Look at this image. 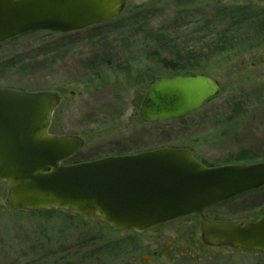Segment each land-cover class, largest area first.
<instances>
[{
  "label": "rangeland",
  "instance_id": "obj_1",
  "mask_svg": "<svg viewBox=\"0 0 264 264\" xmlns=\"http://www.w3.org/2000/svg\"><path fill=\"white\" fill-rule=\"evenodd\" d=\"M121 15L106 26L0 43V88L60 97L52 134L85 143L67 163L170 148L214 167L264 162V0H127ZM243 46L251 49L237 54ZM162 59L216 80L220 94L186 117L141 122L151 84L188 75L170 72ZM147 69L151 82H130ZM263 214L264 188L209 212L221 221ZM0 264H264V254L204 246L193 216L132 234L93 216L17 211L0 184Z\"/></svg>",
  "mask_w": 264,
  "mask_h": 264
},
{
  "label": "water",
  "instance_id": "obj_2",
  "mask_svg": "<svg viewBox=\"0 0 264 264\" xmlns=\"http://www.w3.org/2000/svg\"><path fill=\"white\" fill-rule=\"evenodd\" d=\"M127 0H0V43L32 32L69 34L116 19ZM258 62L264 63V52ZM221 90L202 74L162 78L139 108L145 124L186 117ZM57 93L0 89V184L23 212L94 216L117 232L143 234L197 216L209 248L264 254V215L214 221L212 206L264 186V162L207 168L183 149H157L66 165L84 147L77 136L50 133Z\"/></svg>",
  "mask_w": 264,
  "mask_h": 264
},
{
  "label": "trees",
  "instance_id": "obj_3",
  "mask_svg": "<svg viewBox=\"0 0 264 264\" xmlns=\"http://www.w3.org/2000/svg\"><path fill=\"white\" fill-rule=\"evenodd\" d=\"M123 16L121 15L118 18H116L115 20H112V21L107 22L105 24H102L100 26H106V25H108L110 23L112 24V23H115L117 21H120ZM141 16H143V15H134V18L141 17ZM93 28H96V27H93ZM237 42H238V38L231 36V45H234ZM250 49H251V47H244L243 46V48H241V49H236V53L238 52L237 54H243V52H245V50L249 51ZM188 60L189 59H187L186 61H188ZM160 64H162V66L168 68L169 71L173 72V73H181V72H184V73H187V74L190 73V69L188 67L182 66V65L179 67V64L177 62H176V64H178V66H176V64H173V63H167L164 59H162ZM144 72H145L144 74H139V76L132 78L130 82H133L134 85H144L146 83L151 82L153 77H150V76L148 77L147 76V74L151 73V69H147ZM129 80H130V78H129ZM129 80H128V82H129ZM51 130H52V128H51ZM51 213H53V211H51V212H40V213H34V214H40V215H45L46 214L47 215V214H51Z\"/></svg>",
  "mask_w": 264,
  "mask_h": 264
},
{
  "label": "flooded vegetation",
  "instance_id": "obj_4",
  "mask_svg": "<svg viewBox=\"0 0 264 264\" xmlns=\"http://www.w3.org/2000/svg\"><path fill=\"white\" fill-rule=\"evenodd\" d=\"M199 161H200L203 165H205L207 168H215L214 166L207 165L206 163L202 162L201 160H199ZM243 164H246V163H243ZM243 164H231V165H243ZM228 165H229V164L222 165V166H228ZM218 205H219V204H217V205H215V206L209 208V209L205 212V215H206L208 218H210V216H209V212H210V210L216 208ZM193 217H195V218H197V220H199V218H198L197 216H193ZM210 219H212V218H210Z\"/></svg>",
  "mask_w": 264,
  "mask_h": 264
}]
</instances>
